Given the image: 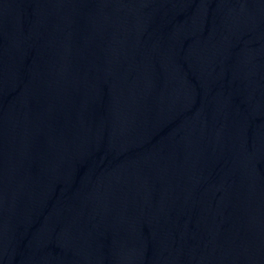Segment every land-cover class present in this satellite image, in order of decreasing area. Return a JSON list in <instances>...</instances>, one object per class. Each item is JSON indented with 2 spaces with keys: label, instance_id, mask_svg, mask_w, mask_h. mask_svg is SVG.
<instances>
[{
  "label": "water",
  "instance_id": "obj_1",
  "mask_svg": "<svg viewBox=\"0 0 264 264\" xmlns=\"http://www.w3.org/2000/svg\"><path fill=\"white\" fill-rule=\"evenodd\" d=\"M0 264H264V0H0Z\"/></svg>",
  "mask_w": 264,
  "mask_h": 264
}]
</instances>
